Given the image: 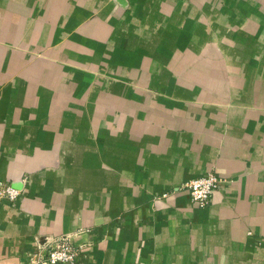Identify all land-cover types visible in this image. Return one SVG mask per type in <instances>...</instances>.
Segmentation results:
<instances>
[{
	"label": "crops",
	"instance_id": "crops-1",
	"mask_svg": "<svg viewBox=\"0 0 264 264\" xmlns=\"http://www.w3.org/2000/svg\"><path fill=\"white\" fill-rule=\"evenodd\" d=\"M2 185L0 264H264V0H0Z\"/></svg>",
	"mask_w": 264,
	"mask_h": 264
},
{
	"label": "built area",
	"instance_id": "built-area-1",
	"mask_svg": "<svg viewBox=\"0 0 264 264\" xmlns=\"http://www.w3.org/2000/svg\"><path fill=\"white\" fill-rule=\"evenodd\" d=\"M221 179L214 173L196 177L186 184L190 195L194 202L200 207L206 208L211 200L213 192L216 191L221 184ZM20 196V192L10 185H2L0 187V204L4 199L14 202ZM40 259L32 264H59L75 261L78 255V249L73 247L66 239H58L49 242L48 246L40 248Z\"/></svg>",
	"mask_w": 264,
	"mask_h": 264
}]
</instances>
